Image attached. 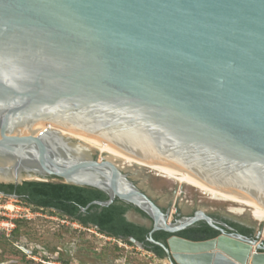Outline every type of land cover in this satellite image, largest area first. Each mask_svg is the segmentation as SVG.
Masks as SVG:
<instances>
[{
	"label": "water",
	"instance_id": "1",
	"mask_svg": "<svg viewBox=\"0 0 264 264\" xmlns=\"http://www.w3.org/2000/svg\"><path fill=\"white\" fill-rule=\"evenodd\" d=\"M60 129L264 202V0H0V183L60 181L132 204L171 264H264L259 235L200 208L170 219ZM199 221L220 234H177Z\"/></svg>",
	"mask_w": 264,
	"mask_h": 264
},
{
	"label": "rangeland",
	"instance_id": "2",
	"mask_svg": "<svg viewBox=\"0 0 264 264\" xmlns=\"http://www.w3.org/2000/svg\"><path fill=\"white\" fill-rule=\"evenodd\" d=\"M93 153L98 158L105 155L100 150H94ZM140 170L143 179L137 177L133 170L125 171L162 207L170 210V219L178 212L189 215L203 207L209 213L226 215L249 225L254 229L253 236L259 235V240H264V221L257 220L247 213L230 211L235 203L214 199L195 186L164 177L151 168ZM10 204L13 208L9 209L7 205ZM129 216L147 225L151 223L150 220L140 218L134 210L129 212ZM18 241H25L32 246L35 244L52 248L59 246V251L64 258L70 259V262L56 258L44 259L39 254L35 259L31 256L26 257L15 246ZM0 264L171 263L169 260L166 261L165 257L159 258L153 251L136 243L130 244L124 239L102 233L92 225L85 226L68 216H62L55 210L37 208L15 195L0 192Z\"/></svg>",
	"mask_w": 264,
	"mask_h": 264
},
{
	"label": "trees",
	"instance_id": "3",
	"mask_svg": "<svg viewBox=\"0 0 264 264\" xmlns=\"http://www.w3.org/2000/svg\"><path fill=\"white\" fill-rule=\"evenodd\" d=\"M0 190L16 194L17 197L37 208L55 210L60 215L68 216L85 226L92 225L100 232L124 239L130 244H134L130 240L131 237H134L143 244L144 248L153 251L159 258L165 257L164 249L149 240L151 227L130 221L126 217L130 208H135L146 216L147 214L118 198L108 206L94 203V201H104L109 198L107 193L98 188L60 181L27 180L19 185L0 183ZM212 215L215 218L219 217L218 213ZM224 221L239 233L246 236L254 235L252 227L229 219H224ZM226 231H231V229L226 228ZM177 234L192 240H204L219 235L220 231L205 221H199ZM171 235L172 233L159 230L153 234V237L155 240L166 242Z\"/></svg>",
	"mask_w": 264,
	"mask_h": 264
},
{
	"label": "bare ground",
	"instance_id": "4",
	"mask_svg": "<svg viewBox=\"0 0 264 264\" xmlns=\"http://www.w3.org/2000/svg\"><path fill=\"white\" fill-rule=\"evenodd\" d=\"M45 126L48 127L47 124H45ZM60 130L65 135L82 141L92 149H99L100 151L105 153V155L103 156L105 159L113 161L123 170H133L137 177H139L140 179H143L141 175L142 171L140 169L151 168L152 170L157 171L158 174L164 177L170 179H177L182 183H187L191 186H195L198 189L202 190L204 193L209 194L214 199L231 201L235 203L236 205L230 208V211L232 212L239 214L247 213L257 220L264 221V202L242 194L238 191L230 190L219 185L210 183L205 179L201 178L200 176L196 175L195 173L183 169L179 166H176L172 163L131 155L115 147L114 145H111L105 142L104 140L92 135L72 132L66 129ZM26 178L30 177L26 176ZM33 178L36 177L34 176ZM0 179L7 180L8 178H1L0 176ZM7 207L9 209L13 208L11 204L7 205ZM200 209L206 211V208L200 207ZM166 261L168 260L166 259Z\"/></svg>",
	"mask_w": 264,
	"mask_h": 264
},
{
	"label": "flooded vegetation",
	"instance_id": "5",
	"mask_svg": "<svg viewBox=\"0 0 264 264\" xmlns=\"http://www.w3.org/2000/svg\"><path fill=\"white\" fill-rule=\"evenodd\" d=\"M0 192H4V193L7 194V195H12V194H13V193H12V194L7 193V192H5V191H3V190H0ZM162 208H163V210H166V209H167L166 207H162ZM131 210L136 211V212L140 215V218H142L143 220L145 219V220H150V221H151L150 225H147V224L144 223V222H139V221H136V220H134V222L139 223V224L146 225V226H148V227H151V225H152V220H151V218H150L149 216H146L145 214H143L142 212H139V211L136 210L135 208H130L128 211H131ZM193 213H194V212H193ZM193 213H192V214H193ZM189 215H191V214H189ZM182 216H184V214L178 212V213L175 214L173 220H174V219H177V218H181ZM224 219H229V220L237 221V222L241 223V222L238 221V220H235V219H233V218H231V217H229V216L222 215V214H219V217L216 218V220H217L218 222H223V223L228 224L227 222L224 221ZM241 224L250 227V226L247 225V224H243V223H241ZM230 227H231V226H230ZM231 228H232V227H231ZM231 231H235L234 228H232ZM8 235H9V234H8ZM9 236H10V235H9ZM163 242H164V241H163ZM136 244H137V243H136ZM15 246L17 247V249H18L21 253H23L24 255H26V257L31 256V257H33V258L35 259V258H36V255L39 254V255H41V257H43L44 259H47V258H48V259H50V258H56V259H58V260H60V261H63V262H70V259H66V258H64L63 254L59 251V250H60V247H59V246H57V247H55V248H52V247H49V246L40 245V244H35V245L32 246V245H28V243L25 242V241H22V242H19V241H18V243L15 244ZM58 247H59V248H58ZM56 248H58V249H56Z\"/></svg>",
	"mask_w": 264,
	"mask_h": 264
}]
</instances>
